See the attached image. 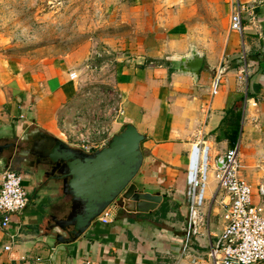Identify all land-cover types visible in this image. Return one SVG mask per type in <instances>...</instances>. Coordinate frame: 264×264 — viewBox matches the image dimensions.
Returning a JSON list of instances; mask_svg holds the SVG:
<instances>
[{"label": "crops", "instance_id": "1", "mask_svg": "<svg viewBox=\"0 0 264 264\" xmlns=\"http://www.w3.org/2000/svg\"><path fill=\"white\" fill-rule=\"evenodd\" d=\"M236 2L245 6L242 34L230 29ZM112 3L105 43L117 52V66L108 85L120 94L124 111L113 125L116 132L129 122L145 135L143 162L131 181L140 199L120 195L110 213L95 218L73 242L59 244L46 235L51 216L69 212L71 197L59 182L36 172L35 157L26 151L40 131L64 140L63 119L86 107L81 108L79 73L62 58L27 63L0 54V145H16L0 153V181L7 168H14L22 173L28 194L25 209L6 228L0 226V264L202 260L224 223L223 209L215 202L200 234L186 239V169L195 143L206 144L213 160L238 146L241 176L252 186V201H259L257 187L264 183V0ZM192 52L203 57L198 74L180 69V58ZM207 189L208 207L216 189L212 172Z\"/></svg>", "mask_w": 264, "mask_h": 264}, {"label": "built area", "instance_id": "2", "mask_svg": "<svg viewBox=\"0 0 264 264\" xmlns=\"http://www.w3.org/2000/svg\"><path fill=\"white\" fill-rule=\"evenodd\" d=\"M245 6L236 2L230 14V29L242 34ZM120 94L99 89L93 104L62 121L63 138L68 144L86 152L105 146L114 134V125L123 116ZM208 168H211L208 173ZM239 148L234 146L214 160L204 143L192 145L186 169L188 217L186 239L200 234L216 202L223 209V228L209 240L206 256L193 264H254L264 262V183L258 184L259 201H252V186L241 176ZM212 172L216 189L207 207L206 189ZM28 203L23 175L7 168L0 181V226L6 228L11 217L21 213ZM110 204L101 214L106 217L114 208ZM100 215V216H101ZM99 217V216H98ZM5 246L4 249H9Z\"/></svg>", "mask_w": 264, "mask_h": 264}, {"label": "rangeland", "instance_id": "3", "mask_svg": "<svg viewBox=\"0 0 264 264\" xmlns=\"http://www.w3.org/2000/svg\"><path fill=\"white\" fill-rule=\"evenodd\" d=\"M112 1L0 0V54L27 63L46 58L71 62L79 73L81 108L88 107L99 89L116 91L108 82L117 66V52L105 43ZM206 7L204 1V11ZM215 28L224 31L220 23Z\"/></svg>", "mask_w": 264, "mask_h": 264}, {"label": "water", "instance_id": "4", "mask_svg": "<svg viewBox=\"0 0 264 264\" xmlns=\"http://www.w3.org/2000/svg\"><path fill=\"white\" fill-rule=\"evenodd\" d=\"M203 57L192 52L180 58L182 71L199 73ZM26 154L35 157L36 172L56 180L62 192L71 197L70 210L62 217L51 216L46 234L59 244L76 240L120 195L139 201L137 188L131 183L142 162L141 142L145 135L127 122L114 132L102 148L86 152L64 140L41 132ZM14 142L0 145L15 147Z\"/></svg>", "mask_w": 264, "mask_h": 264}, {"label": "flooded vegetation", "instance_id": "5", "mask_svg": "<svg viewBox=\"0 0 264 264\" xmlns=\"http://www.w3.org/2000/svg\"><path fill=\"white\" fill-rule=\"evenodd\" d=\"M19 153H21V154H22V153H25L24 149H23V150H20V152H19Z\"/></svg>", "mask_w": 264, "mask_h": 264}, {"label": "trees", "instance_id": "6", "mask_svg": "<svg viewBox=\"0 0 264 264\" xmlns=\"http://www.w3.org/2000/svg\"><path fill=\"white\" fill-rule=\"evenodd\" d=\"M238 118H239V115H238Z\"/></svg>", "mask_w": 264, "mask_h": 264}]
</instances>
